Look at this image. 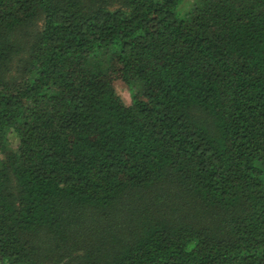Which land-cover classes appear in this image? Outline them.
I'll list each match as a JSON object with an SVG mask.
<instances>
[{
    "label": "trees",
    "instance_id": "trees-1",
    "mask_svg": "<svg viewBox=\"0 0 264 264\" xmlns=\"http://www.w3.org/2000/svg\"><path fill=\"white\" fill-rule=\"evenodd\" d=\"M0 264H264V0H0Z\"/></svg>",
    "mask_w": 264,
    "mask_h": 264
},
{
    "label": "rangeland",
    "instance_id": "rangeland-1",
    "mask_svg": "<svg viewBox=\"0 0 264 264\" xmlns=\"http://www.w3.org/2000/svg\"><path fill=\"white\" fill-rule=\"evenodd\" d=\"M119 93L124 97V98H128V91L124 88H119L118 89Z\"/></svg>",
    "mask_w": 264,
    "mask_h": 264
}]
</instances>
